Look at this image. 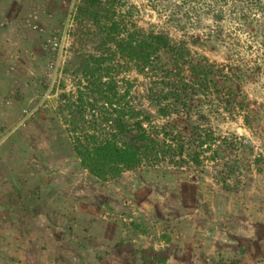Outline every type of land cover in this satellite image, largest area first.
<instances>
[{"label":"rangeland","instance_id":"374dc122","mask_svg":"<svg viewBox=\"0 0 264 264\" xmlns=\"http://www.w3.org/2000/svg\"><path fill=\"white\" fill-rule=\"evenodd\" d=\"M208 1L213 10L202 15L207 8L190 0H116L114 20L123 18L128 28L145 33L167 34L173 43L183 42L193 58L205 56L231 67L227 72L249 106L234 117L204 106L200 124L217 140L200 150V164L184 152L173 162L169 157L100 181L79 166L59 114L62 95L74 96L84 83L81 61L103 53L100 27L78 11L82 0H0V264L7 253L15 257L29 244L55 243L51 232L40 238L20 234L39 221L30 211L40 213L45 224L49 212L55 227L65 232L55 243L61 264H71L74 257L85 264H135L138 251L133 253L129 241L144 245L143 263H160L168 249L163 233L172 228L179 234L186 215L208 221L205 229L215 216L221 217L223 229L235 228L240 222L235 214L241 212L264 219V38L237 21L235 0L218 7ZM121 63V56L114 55L111 64ZM116 77L122 90L127 85L121 78L132 84V104L149 115L145 127L150 135L162 138L166 125L187 129L185 114H158L149 96L153 79L133 63L122 73L119 66ZM247 112H257L250 126L244 120Z\"/></svg>","mask_w":264,"mask_h":264},{"label":"trees","instance_id":"16d2710c","mask_svg":"<svg viewBox=\"0 0 264 264\" xmlns=\"http://www.w3.org/2000/svg\"><path fill=\"white\" fill-rule=\"evenodd\" d=\"M106 1L107 7L100 0H82L78 11L100 27L102 40L98 48L103 53L89 55L81 61L79 71L84 83L81 82L74 96L63 94L64 104L59 106L79 166L94 179L106 181L144 164L154 167L169 157L173 162L174 157H181L184 152L193 162L200 164V150L217 140L213 131L200 124L205 116L204 106L211 105L217 112L222 110L230 117L249 106L239 93L237 81L227 72L231 67L217 65L205 56L193 58L183 42L175 44L167 34L128 28L123 18L121 23L114 20L116 0ZM190 1L202 6V10L207 8L202 15L213 10L208 8V0ZM227 2L215 0L217 7ZM235 2L238 3V9L233 8L237 21L252 35L264 38V0ZM222 12L217 13V18L222 17ZM112 46L114 50H111ZM116 54L121 56V65L111 64ZM129 63H133L139 73L153 79L149 96L157 105L158 114H185L186 130L166 125L161 129L162 138L149 134L145 127L149 115L132 104V84L121 78V85H127L122 90L116 79L118 67L121 66V73L125 72ZM194 114L197 115L196 121L192 119ZM256 114L253 116L247 112L244 115L247 126L256 120ZM19 193L16 194L20 196ZM42 207L47 213L49 208L44 204ZM29 213L33 220L41 215L33 211ZM47 214L51 220L49 212ZM63 234L65 232L61 231L58 235L60 240Z\"/></svg>","mask_w":264,"mask_h":264},{"label":"crops","instance_id":"0c3cea01","mask_svg":"<svg viewBox=\"0 0 264 264\" xmlns=\"http://www.w3.org/2000/svg\"><path fill=\"white\" fill-rule=\"evenodd\" d=\"M37 203H39L38 205L42 203L43 206L45 200L43 197L38 196ZM43 213L45 212L43 211ZM235 215V219L240 221L238 222L239 224L237 223L235 228H224L225 230L219 227L221 224L220 220H222L221 217L215 216V225L213 224L209 229H205V224L208 221L205 222V220L202 221L200 219L192 220L191 216L195 217V214L184 216L181 218L183 228L182 231H179V234H176L175 230L172 231V228L163 233L165 234L163 237L166 239L168 249H165L164 253L160 255L161 257H159V260H161V262L156 264H264L263 217L258 213L246 214L241 212ZM40 218L41 216L38 218L39 221L35 227L33 226L34 224L31 223L33 224L31 226L33 229H25L20 234L23 235V237L39 236L40 238L51 232L55 239L53 242L56 243L61 229L55 227V221L52 219L53 222H49L50 219H48L46 215L45 218L48 219L46 224L45 222H41ZM226 218L232 220L231 214H228ZM150 238L153 240V236ZM140 242H142V237ZM55 243L46 244L45 246L43 245V247L37 245L29 246V244L27 245V249L25 248L21 251L22 254L16 253L17 257H14V255L12 257L10 252L7 253V259H5V261L1 260L2 264H61V260L57 259L60 251L58 247L56 248ZM128 245L134 247L133 253L138 251V258L135 256V264H155L147 261L143 263V256L141 257V255H139L144 249L143 244H131V241H129ZM150 246L152 245L150 244ZM63 262H67V260L64 259ZM69 263L71 262L69 261ZM71 264L85 263L82 258L74 257V261H72Z\"/></svg>","mask_w":264,"mask_h":264}]
</instances>
